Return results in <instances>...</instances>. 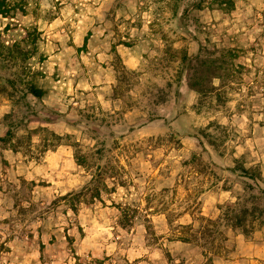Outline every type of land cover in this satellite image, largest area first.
Wrapping results in <instances>:
<instances>
[{"label": "rangeland", "instance_id": "obj_1", "mask_svg": "<svg viewBox=\"0 0 264 264\" xmlns=\"http://www.w3.org/2000/svg\"><path fill=\"white\" fill-rule=\"evenodd\" d=\"M131 1L125 26L98 0L0 15L30 55L0 58V264H264L262 213L222 219L264 209V0Z\"/></svg>", "mask_w": 264, "mask_h": 264}, {"label": "trees", "instance_id": "obj_2", "mask_svg": "<svg viewBox=\"0 0 264 264\" xmlns=\"http://www.w3.org/2000/svg\"><path fill=\"white\" fill-rule=\"evenodd\" d=\"M216 5L218 6L217 9L222 10L226 13H229L235 9L234 0H221V1L218 0ZM199 8L201 9V7ZM18 10H21V9L13 7L10 4V0H0V15L2 17L11 18L15 15V12ZM34 33L41 34L40 32H38L37 29H34ZM0 58L6 61L10 60V62L18 63V62H26L28 59H30V55H28V53L24 51V49L21 46V43L5 45V42L0 41ZM4 80L7 82L8 85H11L12 87L16 85V81L11 78H5ZM20 82L21 83L23 82L22 79L20 80ZM198 84H201V83L199 81L195 82L193 85V89H196L198 90V92L201 93L202 91L201 90L199 91V89L197 88L199 86ZM23 85L24 87L21 93L25 97L28 95H31L37 99H41L46 94V91L43 88H40L36 83L32 81L24 82ZM16 91L17 89H15L14 87H13V90H11V92L8 91V88L6 86L0 87V92L8 96L14 97V95H10V94H16ZM1 140L4 141L3 139ZM76 160H78L77 161L78 164L81 165L77 157H76ZM245 172H248V171L245 170ZM80 195L83 196V193H80ZM100 197H101V194L96 193L92 196V200L93 201L96 199L100 200ZM260 208L262 207L253 206V208L250 209L247 207L246 204H242L241 201L239 200L236 203H231L230 205H228V211L224 215L225 218L222 217V219H226L233 229H242L245 233L247 231V222H248L249 216L251 215L255 216L257 212H261L262 213L261 218H264L263 217L264 209L259 210ZM208 220L211 221L210 219ZM262 224L264 225V221Z\"/></svg>", "mask_w": 264, "mask_h": 264}, {"label": "crops", "instance_id": "obj_3", "mask_svg": "<svg viewBox=\"0 0 264 264\" xmlns=\"http://www.w3.org/2000/svg\"><path fill=\"white\" fill-rule=\"evenodd\" d=\"M125 2L128 6H127V10L129 12V10L131 9V6L129 7V5L131 4V0H98V10H99V24H101L100 26H107V25H119L121 24V22H123V26H125L126 24V19H110L109 16H107L106 14V11L108 10V7H109V10L111 7H114L117 9L118 8V5L120 4V2ZM117 22V23H116ZM129 25H132L131 22L129 23ZM112 31H108V32H105L104 33V37L103 38H99L101 42H104V43H114L113 42V34L111 33ZM127 37L126 36H123L122 40H126ZM130 40V39H129ZM128 40V41H129ZM116 52H118L119 54H122L125 50H128V49H131L130 46H128L127 43H125L124 41H117L116 43ZM158 121V119L154 120L153 122L149 123L148 125H145V126H142L141 127V132L144 131V130H148V128H152L153 124L155 125L154 127H159L156 122ZM57 154H59V152L57 153H53L54 156H57Z\"/></svg>", "mask_w": 264, "mask_h": 264}]
</instances>
